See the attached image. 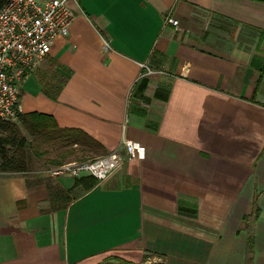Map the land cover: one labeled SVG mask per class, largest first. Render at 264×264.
I'll list each match as a JSON object with an SVG mask.
<instances>
[{
	"label": "crops",
	"instance_id": "0c3cea01",
	"mask_svg": "<svg viewBox=\"0 0 264 264\" xmlns=\"http://www.w3.org/2000/svg\"><path fill=\"white\" fill-rule=\"evenodd\" d=\"M71 6L21 112L79 129L87 159L125 154V138L145 156L101 181L0 171V264H264V0ZM54 72L57 98L41 80ZM45 177L66 207L51 209Z\"/></svg>",
	"mask_w": 264,
	"mask_h": 264
},
{
	"label": "built area",
	"instance_id": "2783aa9c",
	"mask_svg": "<svg viewBox=\"0 0 264 264\" xmlns=\"http://www.w3.org/2000/svg\"><path fill=\"white\" fill-rule=\"evenodd\" d=\"M72 0H4L0 6V118L19 120L20 85L24 77L38 68L59 36L69 33L75 18ZM174 25L178 20L168 17ZM107 45V43H106ZM144 73L155 70L142 63ZM125 154L113 150L85 160H69L47 169L52 176L79 177L89 174L106 179L126 159L143 158L145 147L137 141L123 140Z\"/></svg>",
	"mask_w": 264,
	"mask_h": 264
},
{
	"label": "trees",
	"instance_id": "16d2710c",
	"mask_svg": "<svg viewBox=\"0 0 264 264\" xmlns=\"http://www.w3.org/2000/svg\"><path fill=\"white\" fill-rule=\"evenodd\" d=\"M4 0H0V6ZM262 71V70H261ZM67 75L54 72L50 77L42 76L43 88L51 98H57L66 81ZM22 125L33 136L29 139L21 130ZM76 128H62L51 114L32 111L19 112V120L10 121L0 118V171L29 172L32 169V154L42 157L46 149L41 148V142H54L60 146L71 147L82 145L87 138ZM68 154V150H65ZM64 154L54 157L51 161L66 162ZM69 161V160H68ZM45 181L49 191L51 209L66 207L71 198L69 193L54 184L49 177L40 179ZM123 264H136L125 258H118Z\"/></svg>",
	"mask_w": 264,
	"mask_h": 264
},
{
	"label": "rangeland",
	"instance_id": "374dc122",
	"mask_svg": "<svg viewBox=\"0 0 264 264\" xmlns=\"http://www.w3.org/2000/svg\"><path fill=\"white\" fill-rule=\"evenodd\" d=\"M47 61V59L45 60ZM21 130L22 132L31 140L33 139V136L29 134V132L22 126ZM41 148L46 149V153L40 157H36L35 155L32 154V169L30 170L34 174H39V173H45L49 167L52 166H57L58 163H55L51 161L54 157H59L61 154H64L63 157H65V161L68 160H85L87 159V152H83L84 150L82 149L81 146H71V147H64L60 146L57 143H52V142H46L43 141L41 142ZM65 150L69 151L68 154H65ZM60 158V157H59ZM104 264H123L121 262H105Z\"/></svg>",
	"mask_w": 264,
	"mask_h": 264
}]
</instances>
